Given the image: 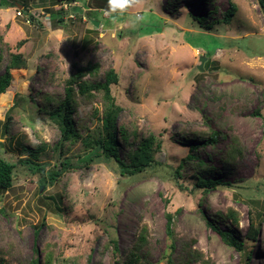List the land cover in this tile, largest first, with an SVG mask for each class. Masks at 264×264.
Wrapping results in <instances>:
<instances>
[{
  "label": "rangeland",
  "instance_id": "rangeland-1",
  "mask_svg": "<svg viewBox=\"0 0 264 264\" xmlns=\"http://www.w3.org/2000/svg\"><path fill=\"white\" fill-rule=\"evenodd\" d=\"M2 1L0 73L9 51L23 53L28 68L13 69L11 86L0 94V158L17 163L14 185L0 189V260L119 264L146 226L143 264H264L261 1L233 0L238 11L230 23L223 16L231 0ZM74 6H82L81 15ZM90 61L100 64L99 79L110 68L119 74L112 91L130 141L161 140L157 162L138 175H122L113 161L85 164L81 140L58 150L60 125L39 110L46 97H64L75 65ZM97 104L77 107L74 121L85 133L99 125L92 116ZM212 129L221 135L204 143ZM43 143L36 158L23 148ZM24 157L47 170L69 158L75 168L42 183L40 173L18 162ZM197 160L206 163L202 177L229 184L196 188ZM167 213L175 217L174 240ZM251 223L260 228V243L250 241ZM222 231H232L243 250Z\"/></svg>",
  "mask_w": 264,
  "mask_h": 264
},
{
  "label": "trees",
  "instance_id": "trees-1",
  "mask_svg": "<svg viewBox=\"0 0 264 264\" xmlns=\"http://www.w3.org/2000/svg\"><path fill=\"white\" fill-rule=\"evenodd\" d=\"M60 3H69L86 0H56ZM261 4L264 6L262 0ZM4 2V3H3ZM12 1L3 0L2 4H9ZM19 6V3L17 4ZM8 7V6H7ZM74 12L82 14V6H74ZM238 11L237 4L231 0L230 7L224 12L223 20L230 23L235 14ZM66 11L58 14L65 15ZM84 13V12H83ZM53 16V15H52ZM58 17V21L64 23V19ZM54 17H56L54 15ZM63 17V16H62ZM203 20V18H200ZM101 21V20H100ZM65 24V23H64ZM161 30V27L157 28ZM7 52L8 49L6 48ZM73 69V72L65 82V94L62 98H52L51 96L43 99V103L40 105L39 110L42 113L48 114L52 119L56 120L62 130L61 141L58 142L56 148L62 150L65 144H74L78 140H81L86 147V152L81 159L85 164L102 161H113L117 170L122 175L134 176L144 172L147 168L152 167L157 161L155 154L159 148H161V140L157 142V136L150 135L149 137H143L141 140L130 141L131 132L126 126L119 123L120 114L122 112V106L116 101L115 95L112 91V85L119 83V74L114 68L108 69L104 76L105 80L99 79L98 75L101 71L100 64L90 61L86 66H77ZM28 68V58L23 53H8V63L6 64L2 73H0V94L6 93L13 81L12 70ZM80 102L92 103L98 102L93 108L92 116L98 120V126L92 131L85 133L83 128L78 127L75 124L74 116L77 111V107ZM101 105V106H100ZM257 114H261L257 112ZM12 120L9 116L8 123ZM8 132V125H7ZM220 132L212 129L204 143H215ZM136 139V136H135ZM124 143L125 152L121 149L120 142ZM46 143L40 145L37 150H29L27 146H23L24 149L29 151L34 158H36V151L46 150ZM228 157L227 160L233 158ZM34 158L24 157L19 159V163H22L31 174L40 173L42 183H54L59 180L61 175L68 169H73V164L69 161V158H65L62 161L61 168L55 167L47 170L44 163H40ZM188 159H195L194 154H189ZM206 166L204 160H197L196 162V188H202L204 192H208L211 187L218 185H227L219 179L204 178L198 172ZM17 163L0 158V189H9L14 185V179L16 174ZM180 169H177V174H180ZM166 229L167 233L172 240L175 235V217L171 213H167ZM233 224H238V215L230 213ZM209 225L216 227L212 222L208 221ZM229 243L233 244L240 250H243V241L239 240L235 234L230 231H222ZM249 237L251 243H260V228L256 227L254 223H251L249 229ZM148 245V228L143 227L142 231L136 237L133 246L129 249L126 258L119 260V264H143L144 260L142 256V250ZM250 258V254H248ZM51 258L48 259V264H53ZM37 262L35 258L33 264ZM0 264H6L2 259ZM245 264H250L248 259Z\"/></svg>",
  "mask_w": 264,
  "mask_h": 264
},
{
  "label": "water",
  "instance_id": "water-1",
  "mask_svg": "<svg viewBox=\"0 0 264 264\" xmlns=\"http://www.w3.org/2000/svg\"><path fill=\"white\" fill-rule=\"evenodd\" d=\"M22 6H23V5H21V4L19 5V7H22ZM26 9H27V8H26ZM93 22H94L95 25H97V26L99 25V21H97V20H93ZM203 64H204V57L202 58V60H201V64L199 65V68H200V69H203Z\"/></svg>",
  "mask_w": 264,
  "mask_h": 264
},
{
  "label": "snow or ice",
  "instance_id": "snow-or-ice-1",
  "mask_svg": "<svg viewBox=\"0 0 264 264\" xmlns=\"http://www.w3.org/2000/svg\"><path fill=\"white\" fill-rule=\"evenodd\" d=\"M122 0H113V3L120 4Z\"/></svg>",
  "mask_w": 264,
  "mask_h": 264
},
{
  "label": "built area",
  "instance_id": "built-area-1",
  "mask_svg": "<svg viewBox=\"0 0 264 264\" xmlns=\"http://www.w3.org/2000/svg\"><path fill=\"white\" fill-rule=\"evenodd\" d=\"M66 5V4H65ZM20 14H21V12H19ZM72 16H74L73 14H72Z\"/></svg>",
  "mask_w": 264,
  "mask_h": 264
}]
</instances>
